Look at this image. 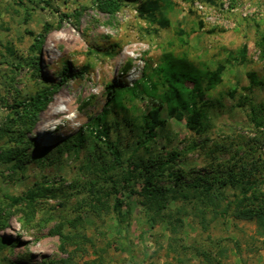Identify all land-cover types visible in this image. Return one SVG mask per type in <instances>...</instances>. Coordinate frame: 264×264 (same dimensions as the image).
Masks as SVG:
<instances>
[{"label":"rangeland","instance_id":"374dc122","mask_svg":"<svg viewBox=\"0 0 264 264\" xmlns=\"http://www.w3.org/2000/svg\"><path fill=\"white\" fill-rule=\"evenodd\" d=\"M143 1L120 0L112 15L93 0H0V126L19 103L53 90L27 134V160L0 161V221L7 219L0 236L8 243L0 264H56L69 256L71 264H264L256 220L222 215L203 228L179 199L176 173L157 183L173 188L160 200L183 219L182 243H174L166 222L151 224L153 211L141 194L144 171L133 165L177 151L175 169L188 183L205 174L241 180L245 167L264 179V0H160L171 7L163 24L141 14ZM46 24L51 28L38 52L32 44ZM38 54L36 69L31 58ZM170 57L189 64L174 68L166 81L182 84L187 101L197 96L206 115L202 134L170 103L159 106L153 129L144 128L143 117L158 106L147 88ZM220 64L222 80L209 87L200 72ZM110 84L138 85L139 97L123 90L117 103L109 102ZM48 112L56 124L46 131ZM109 146L119 150V162ZM37 180H51L57 190L31 197ZM211 183L200 187L204 198L216 188ZM8 198L17 202L8 206ZM31 198L36 210L27 218ZM61 233L88 240L82 248L66 243L63 251Z\"/></svg>","mask_w":264,"mask_h":264},{"label":"trees","instance_id":"16d2710c","mask_svg":"<svg viewBox=\"0 0 264 264\" xmlns=\"http://www.w3.org/2000/svg\"><path fill=\"white\" fill-rule=\"evenodd\" d=\"M211 4H216V0H206ZM93 4L101 10L102 12L109 14H116L120 8V0H93ZM171 8V7H169ZM160 3V0H145L141 4L140 12L141 14H146L145 17L151 18L153 20H158L160 24H163L165 20V15L169 9ZM159 12L161 15L156 16ZM77 17H80L82 11L75 12ZM202 26V23H200ZM51 28L50 24H46L43 28V32L34 37V42L32 44L33 50L40 51V46L45 37V34L49 32ZM27 33L34 35L31 30H26ZM244 55L246 52L243 51ZM40 59L39 54L31 58L33 66L38 69V60ZM185 64L187 67L189 64L184 60L177 58L166 59L159 67L155 70L156 79L153 82V76L149 77L152 81V85L147 88V93L157 99V108L152 110L149 115L143 117V122L146 125L144 128L148 127L153 129L156 124L160 122V110L159 106L165 103H170L171 105H177L178 109L183 112V115L187 118V127L191 131H195L198 134H202L205 131L204 118L206 117L205 111L200 106L198 98L193 95L190 101H187L183 97L184 87L180 83L169 84L166 81L167 76L174 70V68H179V65ZM130 65L124 66V71L129 70ZM71 69L70 65L65 63V71ZM223 72H225V65L220 64L215 71L203 70L200 72V77L207 82L209 87H213L215 84L222 80ZM193 76V75H192ZM252 84L256 82V77L253 74ZM139 86L134 85L132 88L127 87L125 90L117 85L110 84L108 100L109 102L117 103L120 94L123 90L132 93L134 98L139 97ZM53 90L47 87L45 91L41 94H37L28 100H24L15 107V112L9 118H7L5 124L0 126V161L10 163L16 159H20L25 162L28 158L26 149L29 145H32L31 139L27 137L29 130L36 124L39 119L38 114L43 111L50 99ZM234 94V91H231ZM103 118V117H102ZM259 124L262 121L257 120ZM103 131L97 130V135L102 134ZM100 136V135H99ZM153 135L147 134V137L151 138ZM4 141V142H3ZM3 142V143H2ZM12 143L13 145H9ZM205 145L203 147H206ZM235 146V145H231ZM227 148V147H225ZM112 153L116 155L117 162L120 160V152L117 153L109 146ZM44 151H48L44 149ZM180 153L177 151L171 152V156L165 160L161 156H149L148 158H139L133 163L134 168L137 170L142 169L144 185L141 190V194L146 197V204L149 210L153 211V215L150 216L151 224L155 225L159 222H166L169 231L172 235L171 239L174 243L176 241L181 242L178 232L182 230L183 219L182 217H177L173 211L167 209V205L162 203L160 200V195H165L167 192H173V188L167 189L162 188L157 185L158 181L164 177L166 174L169 176H174L175 173L178 176V183L176 188L179 190V199L185 201L188 205L190 213L196 218H199V224L203 228H207L214 220L222 215H232L234 218L238 219H255L257 222L259 233L264 237V191L262 190L264 179L256 177L257 173H254V167L247 170L245 167V175H242L241 180H238L235 175H224L223 179L219 180V176L213 177L212 175L205 174L203 176L197 177L193 182L188 183L183 180H179V172L181 169L176 170L175 164L178 163ZM264 167V164L262 165ZM24 169L22 166L19 167ZM256 168V167H255ZM127 181L129 177H126ZM211 184L216 186V188L210 193L208 198H204L200 191V187H206V185ZM35 188L30 191L31 197L42 196L45 198L49 193L54 194L57 190L54 187V183L51 180H46V182H35ZM186 187H195L196 193L190 195V193L182 192ZM229 188V190L227 189ZM55 190V191H54ZM52 191V192H51ZM10 197V196H8ZM195 198V199H193ZM12 201L17 202L15 198H8V206H12L10 203ZM201 201V205H200ZM35 200L31 198L28 206L23 210L27 218H33L34 212L36 210L34 206ZM6 205V204H5ZM5 207V206H4ZM3 207V208H4ZM96 208V207H95ZM167 209V210H166ZM3 209L0 210V212ZM7 219L4 217L0 221V227L6 226ZM61 246L60 248L65 251L66 243L74 242L80 247L83 245V241H87L86 235L75 234H64L61 233ZM13 242V240H9ZM182 243V242H181ZM8 243H4L2 237L0 236V254L7 248ZM182 248H186L183 244ZM85 250V248H84ZM71 256L62 259L56 264H71Z\"/></svg>","mask_w":264,"mask_h":264},{"label":"bare ground","instance_id":"6f19581e","mask_svg":"<svg viewBox=\"0 0 264 264\" xmlns=\"http://www.w3.org/2000/svg\"><path fill=\"white\" fill-rule=\"evenodd\" d=\"M56 113H57V112L54 111V110L51 111V114L54 115V118H55V119H56V117H57ZM51 114L48 112V119H46V121L44 122V126L46 127V131L48 130V129H47L48 126H50V127H54V125L56 124L54 120H53V122L50 121L51 118L49 119V115H51ZM47 120H48V122H47ZM52 129H54V128H52Z\"/></svg>","mask_w":264,"mask_h":264},{"label":"clouds","instance_id":"9594fccd","mask_svg":"<svg viewBox=\"0 0 264 264\" xmlns=\"http://www.w3.org/2000/svg\"><path fill=\"white\" fill-rule=\"evenodd\" d=\"M51 111H53V110L51 109ZM51 111H50V112H51ZM54 111H55V110H54ZM47 122H48V121H47ZM47 128H51V127H50V126H48Z\"/></svg>","mask_w":264,"mask_h":264}]
</instances>
